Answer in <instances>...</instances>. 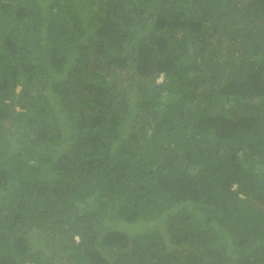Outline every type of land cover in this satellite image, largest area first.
Listing matches in <instances>:
<instances>
[{"label":"trees","instance_id":"1","mask_svg":"<svg viewBox=\"0 0 264 264\" xmlns=\"http://www.w3.org/2000/svg\"><path fill=\"white\" fill-rule=\"evenodd\" d=\"M0 264H264V0H0Z\"/></svg>","mask_w":264,"mask_h":264},{"label":"rangeland","instance_id":"2","mask_svg":"<svg viewBox=\"0 0 264 264\" xmlns=\"http://www.w3.org/2000/svg\"><path fill=\"white\" fill-rule=\"evenodd\" d=\"M221 48V47H220ZM221 49H224V48H221ZM219 52H221V53H223V51H219ZM162 79V75H160L158 78H157V81H160Z\"/></svg>","mask_w":264,"mask_h":264}]
</instances>
